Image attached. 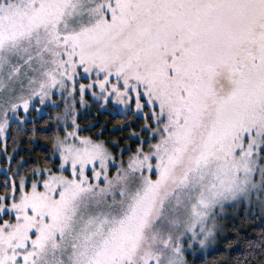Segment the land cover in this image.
Here are the masks:
<instances>
[{
    "label": "snow or ice",
    "instance_id": "obj_1",
    "mask_svg": "<svg viewBox=\"0 0 264 264\" xmlns=\"http://www.w3.org/2000/svg\"><path fill=\"white\" fill-rule=\"evenodd\" d=\"M100 102L142 120L132 143L83 134ZM13 125L51 148L3 169L0 264H189L227 207L264 225V0H0ZM247 244L264 264V227Z\"/></svg>",
    "mask_w": 264,
    "mask_h": 264
},
{
    "label": "trees",
    "instance_id": "obj_2",
    "mask_svg": "<svg viewBox=\"0 0 264 264\" xmlns=\"http://www.w3.org/2000/svg\"><path fill=\"white\" fill-rule=\"evenodd\" d=\"M56 109H50L49 112L54 113ZM84 118L79 120L82 127L85 128L84 133L95 135L96 132H103L102 138L106 141H118L120 145L132 143L128 139L132 131L139 132L138 125L142 123L139 117L128 113V118L116 114L112 110L100 107L94 104L91 110H83ZM35 116V112H33ZM44 119H47L45 117ZM44 119H40V115L36 117L35 127H46ZM95 127H88L89 125ZM25 130L17 131V126L10 128L6 138V152L1 158V163L11 166L13 169L17 167L18 162L21 171L26 166H30L37 160L49 154L51 148L49 140L45 139L46 135L51 132H37L32 135V126L25 125ZM9 157H11L9 159ZM24 162H27L25 164ZM4 178V173L0 175V180ZM262 225L259 219V209L250 212L237 213L235 219L226 225L224 235L218 240L216 246L207 254L197 257L193 260V264H237V261L243 262L245 258L251 259L248 255L250 249L247 242L255 240L261 231ZM252 264H258V260H254Z\"/></svg>",
    "mask_w": 264,
    "mask_h": 264
},
{
    "label": "rangeland",
    "instance_id": "obj_3",
    "mask_svg": "<svg viewBox=\"0 0 264 264\" xmlns=\"http://www.w3.org/2000/svg\"><path fill=\"white\" fill-rule=\"evenodd\" d=\"M93 105L94 104H92V106ZM98 105L100 107H102V108H105V109H108V110H112L114 112H116V108L117 107H122V106L115 105L113 102H110L106 106H102V102H100ZM92 106H91V108H85V109H82L81 111H83V110H91L92 109ZM49 110L50 109H46L45 111L46 112H49ZM33 112H35V111H33ZM33 112L31 113L32 115H33ZM39 115H40L39 113L35 112V116L36 117H38ZM9 131H10V129L8 130V133H7V135L5 137H0V175L3 173V169L6 167V164L1 163V158H2V156L6 152V148H7L6 138H7L8 134H9ZM83 134L88 135L86 133H83ZM257 209H259V208L256 207V208H253L252 210L255 211ZM250 211L251 210H248L247 207H246V205H244V204H237L234 207H227L225 209V215L222 217V219L219 222L221 225H223V227L220 229V233L217 236V239L213 243L209 244V246L207 248H204V249H196V250L193 251V254L192 255H188L187 256V259L189 260V264H193V260L195 258L204 256L205 254H207V252H209L211 249H213L216 246L218 240L225 233L226 225L228 223H230L232 221V219H235L236 218L237 213H240V212H244L245 213V212H250Z\"/></svg>",
    "mask_w": 264,
    "mask_h": 264
}]
</instances>
